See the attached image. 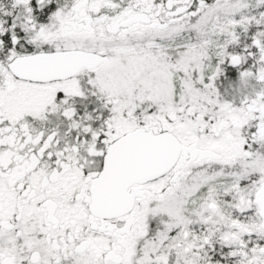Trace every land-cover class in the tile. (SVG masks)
Instances as JSON below:
<instances>
[{"label":"snow or ice","instance_id":"snow-or-ice-1","mask_svg":"<svg viewBox=\"0 0 264 264\" xmlns=\"http://www.w3.org/2000/svg\"><path fill=\"white\" fill-rule=\"evenodd\" d=\"M0 264H264V0H0Z\"/></svg>","mask_w":264,"mask_h":264}]
</instances>
